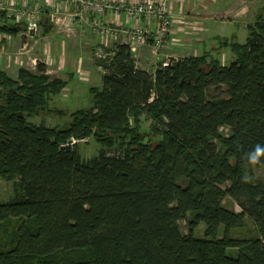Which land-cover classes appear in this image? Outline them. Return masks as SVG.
Instances as JSON below:
<instances>
[{
	"label": "trees",
	"instance_id": "1",
	"mask_svg": "<svg viewBox=\"0 0 264 264\" xmlns=\"http://www.w3.org/2000/svg\"><path fill=\"white\" fill-rule=\"evenodd\" d=\"M261 11L245 44L221 42L234 55L229 66L206 51L150 72L115 45L95 57L104 74L91 109L63 129L30 119L53 112L68 82L42 63L17 79L0 70V179L15 190L0 203V264H264V166L246 158L264 145ZM7 12L0 33L17 35ZM107 14L126 15L106 9L89 22L107 23ZM50 20H38L45 34ZM145 113L161 140L141 134ZM90 138L102 148L84 159L79 142Z\"/></svg>",
	"mask_w": 264,
	"mask_h": 264
},
{
	"label": "crops",
	"instance_id": "2",
	"mask_svg": "<svg viewBox=\"0 0 264 264\" xmlns=\"http://www.w3.org/2000/svg\"><path fill=\"white\" fill-rule=\"evenodd\" d=\"M119 1L121 0H116V2ZM126 1L134 3L151 1L156 3L162 0ZM165 1H167L172 13V29L175 32L170 36V51L167 52V55L176 59L175 57L182 55L183 57L201 56L206 51H218L217 47H215V40L221 38L217 34V31L223 23L218 25L219 23L216 22L217 20H225H222L221 17H216L225 15L228 12L227 10L219 12V9H217L219 0ZM225 3L227 4V2ZM46 14L50 17V24L53 27L47 34L44 33V28L41 23L34 39H28L26 37L27 30L25 31L28 25L26 20L18 22L17 26L23 30L17 35H4L0 33V46L3 48L2 51L4 53L7 52V54H12V58L18 62L21 61L25 65L22 67L14 65V68L24 67L34 71L37 68V64L42 63L47 66V73L52 78L62 79L60 75L68 74L72 83L80 80V75L96 74L100 77V81H102L104 71L95 64L97 50L102 49L104 52H109L113 51L114 46L117 44L127 45L126 35L120 34L119 37L110 40L100 37L94 34L89 23L85 22L86 16L83 18L79 17L76 15L74 8H65L63 5L57 4L53 6L50 3H44L38 11L37 18L42 19ZM7 17L10 20L9 22H5V25L9 23L17 24L13 22L15 19L13 14L8 13ZM206 18L212 20L207 21ZM104 20L118 26L134 25L124 15L117 17L112 14H107V16H104ZM229 22L238 26L236 20L232 19ZM213 24H216V26ZM230 37V41H234L235 33ZM184 47L188 51L187 54H185L187 51H185ZM152 49V43H146L145 45L137 47L136 53H132L138 68L155 72L160 66L161 60L164 57L157 58ZM19 50H23V54ZM18 52L20 56L17 55ZM222 52H229V50L224 49L221 52L218 51L219 56L222 55ZM226 55L227 53H224V56ZM12 58L8 57L7 59L12 60ZM173 59L172 61L180 60Z\"/></svg>",
	"mask_w": 264,
	"mask_h": 264
},
{
	"label": "rangeland",
	"instance_id": "3",
	"mask_svg": "<svg viewBox=\"0 0 264 264\" xmlns=\"http://www.w3.org/2000/svg\"><path fill=\"white\" fill-rule=\"evenodd\" d=\"M103 1L104 0H99V1H95V2L98 5H102ZM113 2L119 3L121 5V8L123 7V5L125 3H128V4L134 3V2H127L126 0H121L119 2H116V0H106L104 3H105V5H109L110 3H113ZM141 2H144V1H141ZM162 2H166V1L162 0ZM225 2H227V4ZM44 3H50L53 6H55L53 1L44 2ZM44 3H39L38 5H36V7H41ZM263 6H264V0H219V6L217 7V9H219V12H224L226 10L228 11L225 15H220V16L216 17V18L221 17L222 20L226 21L225 22V21L217 20V22H216V23H219L218 25L223 23L222 26H220L218 31H217L218 32L217 34L221 38L218 40L217 39L215 40L216 41L215 47H217L219 52H221V50L219 49L221 42L225 41L223 39H226V40L228 39V41H229L228 43H232L230 41V38H231L230 36H232L234 33H235V39H234L235 42H237L238 44H245L246 43L248 36H249L248 28H249V26L254 25L257 22V17L260 14H262L261 9ZM9 7H10V9H6L8 11L7 14L8 13L13 14L14 18H15L13 22L17 23L16 25H18V22H20L22 20H21V18L18 17V13H17V11L13 5V1L10 2ZM167 10H168V12L172 18V13L170 11L168 4H167ZM117 14H115V15H117ZM82 16H83V14H82ZM125 17L127 20L130 21L128 16L125 15ZM232 19L236 20L238 22V26L229 22ZM36 20L38 22L39 18H36ZM208 20L210 21L212 19H207V21ZM85 22H88L90 27H91V22H89V19L87 16H86ZM110 25H113V23H111ZM213 25L216 26V24H213ZM114 27H116V26H114ZM120 33H124V32H120ZM171 33L172 34L175 33L173 29H171ZM96 35L100 36L99 34H96ZM126 38L130 42V35L126 34ZM28 39H31V38H28ZM108 39L110 40V39H114V38L109 37V38H107V40ZM25 44H28V43H25ZM145 44L146 43H138L136 47H139V46L145 45ZM169 44L170 43H168L167 46H165V48L163 50L154 52V55L157 58L158 57L160 58L162 56L164 57L161 60V64H160L163 67H170L171 64L169 63V65H166V63L172 62V59H173L172 57L167 55V52L170 51L169 50ZM2 50H3V48L0 46V55H1V57H0V70L6 72L10 77L17 79L18 78V72L21 69L20 67L25 66V65H23L21 61L18 62L14 58H12V54H7V52L4 53ZM19 51L23 54V50H19ZM135 51H134V53H136ZM185 51H187L186 48H185ZM218 51H215L216 56L218 55V53H217ZM97 52L98 53L101 52L103 55L105 53L102 49L97 50ZM187 53H188V51L185 54H187ZM224 53L225 54L227 53V55L224 56ZM229 53H230V56H229ZM17 55L20 56V53L18 52ZM233 56L234 55L229 50V52H222V55L217 56V57L220 58L223 65L229 66L231 64ZM8 57H11L12 60L7 59ZM182 57H183V55L180 57H175V58L181 59V60L187 58V57H183V58ZM97 58L100 59L101 56H97ZM176 59H173V60H176ZM14 65H19L20 69L14 68ZM26 69L29 70V68H26ZM36 70L37 69L35 68L34 71L33 70H30V71L36 72ZM60 77H62L64 82H66V83L68 82V85H66L64 87V90L62 91L61 94H59L56 97H53V99L50 103V106H49V108H51V111H53V112H50V114H48V115L43 113L39 116H36V117L30 119L31 123L36 124V125L44 123L48 127H58L60 129H63V128H66L68 126L69 122L71 121L73 113H75L79 110L89 111L91 109L92 104H93V99H92V96L90 94V90L92 88H95V89L100 88V85L102 84V81H100V77L97 76L96 74L95 75L94 74H87L86 76L80 75V80L74 81L72 83L69 79L68 74H62V75H60ZM53 79H54V77H53ZM62 79H60V80H62ZM62 112L65 115H60ZM147 115L148 114L145 113L143 116L140 117V120L142 122V125L140 126V129H141L140 132L143 135V137L149 136L151 141L154 140L157 142V141L161 140V137H159V136L156 137L152 133V131L150 130L152 122ZM222 133L224 135H228L229 130L224 128V129H222ZM145 142L148 143L149 141L145 140ZM101 148H102V146L97 144L95 142L94 138L88 139L87 142H82V141L79 142V151H80V153L84 159H90V158L96 156L99 153V149H101ZM13 184L14 183L6 182V181L0 179V203H7V202H9L15 198V190L13 189ZM223 188H225V187H223ZM223 205L226 208H228L229 210L235 211L237 213L241 212V209L230 198H227L223 202ZM248 224L252 225L250 220L248 221ZM180 226H181L182 233L184 235H186L188 233V230L186 228V223L184 221H181ZM250 228H253V226ZM204 229H205V226L201 225L199 232H198V236H203ZM242 233L243 232H238L237 234L241 235ZM236 252H237V249H231L230 250V254H233L234 256H235Z\"/></svg>",
	"mask_w": 264,
	"mask_h": 264
},
{
	"label": "built area",
	"instance_id": "4",
	"mask_svg": "<svg viewBox=\"0 0 264 264\" xmlns=\"http://www.w3.org/2000/svg\"><path fill=\"white\" fill-rule=\"evenodd\" d=\"M11 1H13L18 17L23 21H27L26 37L31 39H34L39 29V21L37 22L36 18L40 7H36V5L49 1H53L55 6L60 4L65 8H74L76 15L82 18L89 17V13H103L106 9L124 12L134 25L112 28L108 26L110 25L108 22L103 23L99 20H92L91 29L94 34H99L104 38H117L120 34L130 35V42L127 40V45L132 53L136 50L138 43H148L152 40L153 51H161L167 46L172 35V18L167 10V1L159 3L147 1L132 4L125 3L122 9L119 3L113 2L105 5L106 0L103 1L102 5L95 2L99 0H0V11L10 9ZM142 20L151 22V25L145 26ZM97 56L105 58L106 54L103 55L99 52ZM172 62H168L166 65L172 64Z\"/></svg>",
	"mask_w": 264,
	"mask_h": 264
},
{
	"label": "clouds",
	"instance_id": "5",
	"mask_svg": "<svg viewBox=\"0 0 264 264\" xmlns=\"http://www.w3.org/2000/svg\"><path fill=\"white\" fill-rule=\"evenodd\" d=\"M247 163L255 167L257 165L264 166V145L257 144L254 146L252 151L247 153ZM244 182H247L249 177H242Z\"/></svg>",
	"mask_w": 264,
	"mask_h": 264
}]
</instances>
